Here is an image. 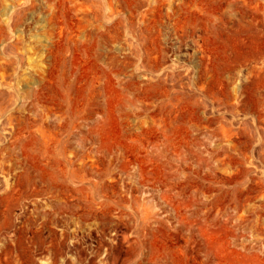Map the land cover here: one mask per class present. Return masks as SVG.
Segmentation results:
<instances>
[{
    "label": "rangeland",
    "instance_id": "374dc122",
    "mask_svg": "<svg viewBox=\"0 0 264 264\" xmlns=\"http://www.w3.org/2000/svg\"><path fill=\"white\" fill-rule=\"evenodd\" d=\"M0 264H264V0H0Z\"/></svg>",
    "mask_w": 264,
    "mask_h": 264
}]
</instances>
